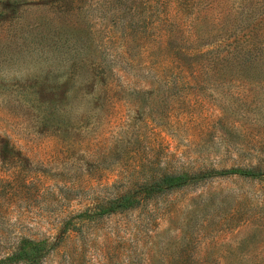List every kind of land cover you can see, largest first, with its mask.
Listing matches in <instances>:
<instances>
[{
	"label": "rangeland",
	"instance_id": "obj_1",
	"mask_svg": "<svg viewBox=\"0 0 264 264\" xmlns=\"http://www.w3.org/2000/svg\"><path fill=\"white\" fill-rule=\"evenodd\" d=\"M121 31L222 34L264 62V0H0V255L25 237L59 240L41 264H264L258 180L194 183L61 233L142 163L264 172V80L153 79L122 61Z\"/></svg>",
	"mask_w": 264,
	"mask_h": 264
},
{
	"label": "trees",
	"instance_id": "obj_2",
	"mask_svg": "<svg viewBox=\"0 0 264 264\" xmlns=\"http://www.w3.org/2000/svg\"><path fill=\"white\" fill-rule=\"evenodd\" d=\"M226 37L222 34L211 33L151 34L121 31L115 39L120 43L122 61L139 62L141 60L145 62L142 69L153 79H175L181 82L187 80L195 82L201 80H264V62H255L260 52L255 49L241 50L238 47H226ZM71 66L75 72L81 70V74L84 70L88 71L87 65L83 62H72ZM131 66L136 68L134 64ZM92 70L95 73L99 92L101 89L108 91V76L104 62H95ZM50 115L52 114H49V117L48 115L42 116L40 123L48 121ZM1 136L8 139L6 134H0V143L2 142ZM224 139L226 138L221 140ZM150 165L151 162L139 164L136 167L141 168L137 173L139 175L129 178V186L120 194L97 200L84 211L63 220L61 233L75 232L79 229L73 224V220H76V223L80 220L95 221L103 217L122 214L140 207L145 200L181 190L194 183L224 178L264 181V172L257 168H205L197 171L169 172L162 168H157L155 171L153 170L155 167L151 168ZM58 241L19 238L0 255V264H41Z\"/></svg>",
	"mask_w": 264,
	"mask_h": 264
}]
</instances>
